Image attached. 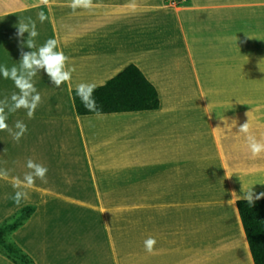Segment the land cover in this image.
Wrapping results in <instances>:
<instances>
[{"label":"crops","instance_id":"obj_1","mask_svg":"<svg viewBox=\"0 0 264 264\" xmlns=\"http://www.w3.org/2000/svg\"><path fill=\"white\" fill-rule=\"evenodd\" d=\"M183 1L93 0L91 10L73 12L70 0H7L0 8V68H19L21 51L55 38L67 67L75 69L59 88L38 72L32 82L41 102L34 116L5 109L9 128L17 131L22 121L27 131L18 142L0 131V170L9 173L0 179V222L22 205H36L9 232L35 264H127V225L109 213L122 211L121 197L129 194L162 200L164 217L153 219V228L165 220L167 229L152 234L153 253L139 246L143 264L148 255L146 264H185L184 254L161 253L177 240L178 195L210 197L205 209L218 211L224 230L230 226L226 212L235 217L236 235L222 254L209 252L202 238L198 264H255L237 200L250 189L264 193V154L252 158L239 127L248 113L252 132L264 138V90L241 89V59L246 51L251 57L257 36H264V0ZM21 23H34L38 35L18 37ZM189 33L200 36L199 46ZM130 62L156 85L157 108L77 114L72 90L78 84L102 85ZM255 79L249 71V82ZM13 93V81L0 74V101L11 102ZM28 159L47 168L45 180L14 189L11 179H23ZM17 190L28 192L19 205L12 199ZM0 264L16 263L0 252Z\"/></svg>","mask_w":264,"mask_h":264},{"label":"rangeland","instance_id":"obj_2","mask_svg":"<svg viewBox=\"0 0 264 264\" xmlns=\"http://www.w3.org/2000/svg\"><path fill=\"white\" fill-rule=\"evenodd\" d=\"M176 3L182 0H174ZM192 0H184L182 5L191 4ZM7 0H0V8H6ZM183 7V6H180ZM182 9V8H180ZM181 34L182 38L189 36L192 43H197L199 46L200 36L195 33ZM179 37V36H177ZM257 48L256 52L251 51L249 57V52L246 51V58L242 57L241 63V89H256L264 90V36H257ZM194 56H198L199 52L193 53ZM243 56V55H242ZM254 56V57H253ZM151 66L152 60L147 61ZM256 64L255 67L249 66V64ZM245 64V65H244ZM249 71L251 74L256 76L255 81L249 82ZM254 72V73H253ZM209 198V199H208ZM123 206L122 211L119 209L116 212H110L109 214L114 217L116 221H121L126 224L127 228V247H128V257L127 264H143L140 258V251L138 250L141 244L144 245V240L149 236H158L157 230L153 224L158 221L157 218L164 217L162 212L159 211V202L161 203L160 196L152 195H137L129 194L127 196L121 197ZM210 197L202 196H183L178 195L174 197L176 204V212L173 216L175 224V236L177 237L176 243H171L173 246L165 243L163 248H161V253L169 250V252H174L170 254H184L185 264H198L199 249L202 238L207 236L208 240V251H213L215 254H222L225 248V241L230 240V238L235 237V217L232 211L229 210L226 213L229 216V228L222 229L221 226L216 222V214L218 211L206 210L205 206L210 202ZM161 207V205H160ZM12 213V212H11ZM9 213L7 216H9ZM159 213H161L159 215ZM207 213V214H206ZM206 214V215H204ZM116 217V218H115ZM99 221V218H97ZM156 219V220H155ZM217 219V220H216ZM67 221V219H65ZM143 221V222H142ZM161 227L159 229L160 233L167 228L163 225L165 220H161ZM217 223V224H216ZM158 225V224H157ZM205 226H207L205 228ZM157 227V226H156ZM114 229V228H113ZM162 230V231H161ZM173 233V232H172ZM7 237H10V233L6 232ZM161 236V235H160ZM12 239V238H11ZM182 241V242H181ZM138 251V252H137ZM146 254V253H145ZM146 259H151V255L145 256L144 264H146ZM162 261V260H161ZM152 261L149 260V264ZM165 263V261L163 260ZM160 262V264H163ZM176 263L175 259H172L169 264ZM157 264V263H156Z\"/></svg>","mask_w":264,"mask_h":264},{"label":"clouds","instance_id":"obj_3","mask_svg":"<svg viewBox=\"0 0 264 264\" xmlns=\"http://www.w3.org/2000/svg\"><path fill=\"white\" fill-rule=\"evenodd\" d=\"M42 3L47 4L48 0H41ZM135 9V3L129 5ZM69 7L75 12L77 9L91 10L93 8V0H70ZM39 19L43 22L46 17L43 13L39 14ZM27 32L29 37L34 38L38 35L35 24L29 28L28 24H19L17 36L23 37ZM27 47L32 49L35 47L32 39L27 40ZM58 49V41L55 38H49L42 46L36 51L24 52L21 51V60L19 68L13 66L10 70L8 68H0V74L6 79H11L18 89V93H13L10 97L0 101V131L8 130L13 139L17 142L21 139L27 131V126L22 121H16L15 129L13 132L7 123V113H15L19 109H25L29 118L34 116L35 110L41 102V96L32 82V78L38 72L43 70L48 76L50 82L59 88L62 84L70 82L74 68L67 67L68 57L62 50ZM94 84L80 83L75 88L76 96L80 98L81 103L88 111H94L99 115L96 107V101L93 98L95 90ZM7 108V113L5 109ZM248 121L239 127V133L244 134L246 145L251 153L252 158L260 157L264 154V138H258L251 129L250 118L248 113ZM235 124V121H233ZM26 167L29 169L24 174L23 179L15 177L11 179L14 189H31L35 184V180L39 178L41 181L45 180L47 168L42 164L28 159ZM0 179H9L7 170H0ZM264 197V193L254 194L252 189L244 192L240 199L245 200L249 206H253L256 200ZM28 198L27 191L17 190L12 197L14 202L19 205L22 199ZM157 241L155 238L149 236L144 240V248L148 253H153Z\"/></svg>","mask_w":264,"mask_h":264},{"label":"trees","instance_id":"obj_4","mask_svg":"<svg viewBox=\"0 0 264 264\" xmlns=\"http://www.w3.org/2000/svg\"><path fill=\"white\" fill-rule=\"evenodd\" d=\"M159 92L143 69L135 62L128 63L114 74L106 83L95 87L93 98L99 113L120 110H139L157 108ZM72 98L77 114H96L88 111L72 90ZM240 218L245 230L255 264H264V197L249 206L245 200H237ZM35 204L22 205L0 222V252L16 264H35L31 256L16 242L7 237L21 225L35 209Z\"/></svg>","mask_w":264,"mask_h":264}]
</instances>
